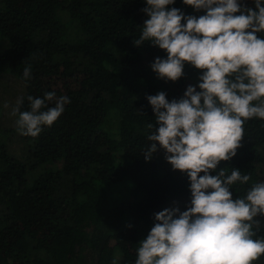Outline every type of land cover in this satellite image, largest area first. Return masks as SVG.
Wrapping results in <instances>:
<instances>
[{
    "label": "trees",
    "instance_id": "1",
    "mask_svg": "<svg viewBox=\"0 0 264 264\" xmlns=\"http://www.w3.org/2000/svg\"><path fill=\"white\" fill-rule=\"evenodd\" d=\"M238 3L254 9V0ZM145 7L146 0H0V76L24 84L21 111H30L28 96L52 92L70 100L37 137L21 134L24 162L7 153L0 117V264H135L154 215L190 203L187 174L172 169L159 145L145 161L154 124L146 97L164 92L179 100L202 73L185 64L179 80L157 78L151 65L166 53L135 44ZM168 8L206 14L183 0ZM58 10L79 39H64ZM243 128L236 155L211 173L235 168L250 176L230 186L234 199L264 183V120L254 117ZM255 219L253 239H262L264 217ZM253 264H264V254Z\"/></svg>",
    "mask_w": 264,
    "mask_h": 264
},
{
    "label": "clouds",
    "instance_id": "2",
    "mask_svg": "<svg viewBox=\"0 0 264 264\" xmlns=\"http://www.w3.org/2000/svg\"><path fill=\"white\" fill-rule=\"evenodd\" d=\"M173 4L146 0L142 11L148 19L135 44L147 41L166 53V59L157 57L151 65L158 79L179 80L185 64L202 74L179 100H167L164 92L146 97L154 124H148L152 132L143 156L150 160L159 145L172 169L187 174L191 198L182 212L173 206L154 215L135 264H253L264 254V238L253 239V228L260 224L255 218L264 217V183L234 199L230 186L247 184L250 176L235 168L230 175L224 169L211 173L236 155L245 121L264 120V38L257 36L264 33V0H254V9L238 0H183L205 11L199 18L168 8ZM30 75L28 65L23 78ZM27 99L30 111H21V97L11 114L18 115L20 133L33 138L70 103L52 92Z\"/></svg>",
    "mask_w": 264,
    "mask_h": 264
},
{
    "label": "rangeland",
    "instance_id": "3",
    "mask_svg": "<svg viewBox=\"0 0 264 264\" xmlns=\"http://www.w3.org/2000/svg\"><path fill=\"white\" fill-rule=\"evenodd\" d=\"M58 18L64 24V39L75 41L80 38L76 26L70 21L68 15L63 10H58ZM69 36V38H68ZM25 93V86L15 77L9 75L0 76V117L2 128L6 131L7 137L2 139L5 149L15 159L22 162L27 161L26 146L21 140V133L16 127L17 116H13L12 109L16 106V101ZM7 105V107H5Z\"/></svg>",
    "mask_w": 264,
    "mask_h": 264
}]
</instances>
